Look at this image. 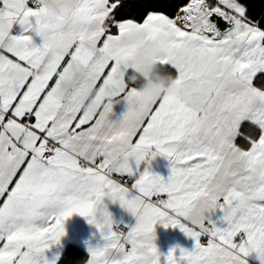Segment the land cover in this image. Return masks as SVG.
Segmentation results:
<instances>
[{"label": "snow or ice", "instance_id": "snow-or-ice-1", "mask_svg": "<svg viewBox=\"0 0 264 264\" xmlns=\"http://www.w3.org/2000/svg\"><path fill=\"white\" fill-rule=\"evenodd\" d=\"M120 7L79 0L75 19L91 40L54 52L34 41L49 27L44 0H0V18L14 22L0 33V264H55L48 253L73 214L106 241L86 264H161L157 222L196 241L167 264H247L251 253L264 264V28L240 0H183L143 22L117 19ZM149 42L177 85L151 105L128 82L129 61ZM158 154L171 161L167 181L131 163ZM106 196L135 227L113 230ZM201 199L210 208L196 219Z\"/></svg>", "mask_w": 264, "mask_h": 264}, {"label": "clouds", "instance_id": "clouds-1", "mask_svg": "<svg viewBox=\"0 0 264 264\" xmlns=\"http://www.w3.org/2000/svg\"><path fill=\"white\" fill-rule=\"evenodd\" d=\"M45 12L42 21L48 25V29L39 35L40 44L54 52H63L72 44L80 41H90L92 29L78 22L75 17L78 14L79 0H44ZM14 28V22L7 18H0V33H9ZM163 58V52L155 43H146L138 48L135 56L129 61V68L139 71L147 81L146 85L138 87L139 97L143 103L151 105L159 101L165 95H171L176 91L175 77L159 63ZM164 69V74L159 72ZM134 72V71H133ZM132 85L139 83V76L132 74L128 78ZM109 103H115L109 98ZM91 110L99 111V106L94 99H89ZM224 179V173L213 181L209 188L210 193L215 190L217 184ZM210 208L208 199L197 201L191 209L193 218H203Z\"/></svg>", "mask_w": 264, "mask_h": 264}, {"label": "crops", "instance_id": "crops-1", "mask_svg": "<svg viewBox=\"0 0 264 264\" xmlns=\"http://www.w3.org/2000/svg\"><path fill=\"white\" fill-rule=\"evenodd\" d=\"M248 1L250 3L248 6H246L248 9L247 15L257 16L258 14V18H260L261 14L264 12V0H248ZM150 12L162 13L158 11H150ZM146 15L141 21H135L133 19L132 20L135 22H143V20L146 18ZM125 19H130V18H125ZM262 22L264 24V20H262ZM115 31L116 29H113V32ZM34 41L37 45L40 44V40L38 36L34 37ZM172 71H173V76H175V70ZM133 74L141 78H144L139 73L138 69L134 70ZM53 82L54 81H51L50 83ZM146 84L147 81L144 80L141 86ZM124 110H125L124 107L119 104L114 106V112L117 115L122 114ZM238 138H240L241 142H238ZM238 138H237V143L242 147L245 146L246 141L244 140V138L243 137H238ZM131 163L133 167L138 168L140 172H143L145 169H147L153 174L162 177L165 181H167L168 177L171 174V161L163 155L158 154L155 157H150V156L146 157L145 160L141 161L139 165H136L135 161H132ZM131 183L132 181L130 180L128 186H130ZM222 202L223 201L221 200V203ZM103 204L105 209L111 216V219L113 221V226H118L120 228V230L118 231L127 232L132 227H135L137 223L136 217L126 208L121 206V204L118 201L113 202L110 197L106 196L104 198ZM214 220H217L218 222V218L214 217ZM64 229L66 234L61 238L60 244L53 246L48 253L49 259L54 260L55 264L58 261L62 251L67 245H74L84 250L87 253V257L83 264H86V262L90 259L89 248L101 247L106 243V241L103 239V234L100 232V230L95 225L90 224L86 217H83L79 214H73L71 217H69L64 222ZM208 238L209 237L207 235L202 234L199 238L200 243L206 246ZM153 243L155 244L160 254L161 264H167L166 257L169 255L170 252H173L175 250L177 255H179V251L181 249L191 252L195 249V245H196V241L191 237H189L179 227L176 228L164 227L159 222H157V224L154 226ZM126 247L130 248L131 246L127 245ZM246 261L247 264H262L257 253H251L249 257L246 258Z\"/></svg>", "mask_w": 264, "mask_h": 264}, {"label": "trees", "instance_id": "trees-1", "mask_svg": "<svg viewBox=\"0 0 264 264\" xmlns=\"http://www.w3.org/2000/svg\"><path fill=\"white\" fill-rule=\"evenodd\" d=\"M246 6L249 5L248 0H240ZM183 3V0H121V7L117 12V19L130 18L135 21H141L144 16L150 11H158L171 16L177 6ZM261 7V6H260ZM253 20L259 21L260 26L264 27L262 20H264V12L261 17L249 16ZM263 26H262V25ZM173 75L172 69L168 70ZM161 74H164V69H159ZM144 78L139 77V83L136 86H141L144 82ZM238 142H241L238 138ZM87 257V253L81 248L74 245H67L62 251L56 264H83Z\"/></svg>", "mask_w": 264, "mask_h": 264}, {"label": "built area", "instance_id": "built-area-1", "mask_svg": "<svg viewBox=\"0 0 264 264\" xmlns=\"http://www.w3.org/2000/svg\"><path fill=\"white\" fill-rule=\"evenodd\" d=\"M115 179H118V180H119V179H121V178H120L119 176H116ZM124 179H128V178L125 177ZM129 182H130V180H128V183H129ZM113 229H114V230H120V228H119L118 226H113ZM203 243H204V241H203Z\"/></svg>", "mask_w": 264, "mask_h": 264}, {"label": "water", "instance_id": "water-1", "mask_svg": "<svg viewBox=\"0 0 264 264\" xmlns=\"http://www.w3.org/2000/svg\"><path fill=\"white\" fill-rule=\"evenodd\" d=\"M221 27L223 28V27H225V26L222 24Z\"/></svg>", "mask_w": 264, "mask_h": 264}]
</instances>
